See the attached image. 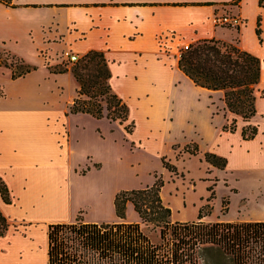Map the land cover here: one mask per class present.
I'll return each instance as SVG.
<instances>
[{
	"label": "crops",
	"instance_id": "obj_1",
	"mask_svg": "<svg viewBox=\"0 0 264 264\" xmlns=\"http://www.w3.org/2000/svg\"><path fill=\"white\" fill-rule=\"evenodd\" d=\"M232 1L10 0V5L0 1V47L38 66L19 79L43 71L44 79L53 77L57 88H63L64 80L60 78H70L73 73H53L49 67L69 61L72 53L81 57L90 50H99L108 63L112 90L130 109L123 124L83 112L65 115L68 106L53 122L46 117L43 123L35 109L9 104V96L0 95V176L12 195L10 204L0 196V210L10 224L6 234L0 236V264H34L40 253H44V264H48V224L74 222L80 213L86 223H139L150 237L139 214L129 213L135 211L132 202H127L124 218L116 214L115 197L123 190L119 179L127 172L130 153L142 154L147 163L179 156L187 145L197 146L196 155L185 151L182 158L199 157L206 169L205 179H219L216 172L220 171L231 176L226 177L228 180L246 179L252 184V192L264 194V162L252 161L248 149L251 142L263 139L260 122L264 121V105L260 103L264 102V54L259 56L263 61L257 113L249 122L258 124L259 132L252 140L242 138V128L248 122L239 116L235 132L223 131L228 119L235 117L225 109L224 91L196 85L178 66L180 50L205 38L234 42L257 55L246 44L249 26L256 45L264 47V8L255 0L256 9L251 13L247 0ZM206 2L210 4H201ZM226 13L242 17L239 31L216 23V17ZM259 14L262 44L255 33ZM10 75L11 70L0 61L1 86L14 81ZM73 99L71 96L67 104ZM72 119L75 122L68 126ZM87 119L97 122L89 129L83 124ZM104 120L108 125L102 128ZM131 121L135 127L128 133L125 125ZM125 139L130 146L126 156L119 150L121 143L126 144ZM87 142L96 143L98 153L88 150L82 160L77 159V149ZM170 147L171 153H166ZM258 151L264 157V140H260ZM206 152L225 157L226 167L220 169L208 163ZM236 186V191L244 195V190ZM130 189L134 188H125ZM260 214L258 218L247 213L213 220L205 212L200 220L264 221V211Z\"/></svg>",
	"mask_w": 264,
	"mask_h": 264
},
{
	"label": "trees",
	"instance_id": "obj_2",
	"mask_svg": "<svg viewBox=\"0 0 264 264\" xmlns=\"http://www.w3.org/2000/svg\"><path fill=\"white\" fill-rule=\"evenodd\" d=\"M10 5V0H0ZM241 0H233L239 3ZM201 4H210L209 2ZM264 8V0H258ZM228 27V26H227ZM239 31L240 27H235ZM255 33L263 43L262 16L256 20ZM5 55V56H4ZM1 65L11 69V78L17 79L37 69L11 51L0 47ZM262 58L240 48L234 42L205 38L190 43L180 50L179 68L196 85L211 90H223L225 109L235 115L223 126V131L235 132L237 116L248 122L241 134L244 140H252L259 132L258 124L249 123L256 115L258 84L262 75ZM53 73L71 71L79 84L76 97L68 105L65 115L79 112L96 118L106 116L121 124L129 118V106L113 90L105 55L90 50L71 66L49 67ZM264 92H262V95ZM0 95L4 94L0 91ZM106 110V114L104 113ZM135 127L131 121L125 125L128 133ZM197 146L185 147L196 155ZM204 159L215 167L224 169L225 157L206 152ZM163 165L175 167L163 158ZM214 183L209 186L213 196ZM163 180L156 175L153 184L143 188L121 190L115 197L116 214L124 218L127 202H132L142 222H151L159 228L161 244H155L141 230L139 223H86L78 215L76 221L48 224V264H197V248L211 244L219 246L231 255L234 264H264V221L242 222H172L171 209L161 197ZM0 196L12 203L11 190L0 176ZM8 218L0 210V236L9 228Z\"/></svg>",
	"mask_w": 264,
	"mask_h": 264
},
{
	"label": "rangeland",
	"instance_id": "obj_3",
	"mask_svg": "<svg viewBox=\"0 0 264 264\" xmlns=\"http://www.w3.org/2000/svg\"><path fill=\"white\" fill-rule=\"evenodd\" d=\"M247 2L249 11L253 13L256 9L255 0H247ZM245 33L246 44L254 51H256L257 55L261 57V55L264 54V47L259 48L256 45L250 26L247 28ZM238 37L239 36H237V39ZM25 61L26 63L35 65L28 62L27 60ZM65 64H68L69 66L72 65V63H70L69 61H65V63L60 64L59 67H63L65 66ZM60 79L64 80L63 88H57L55 78L51 77V79H44L43 71H36L33 74L25 77L24 79L17 78L13 79L14 81H9V83L5 84L4 86L0 85V91H2L3 94L9 96V104H13L15 106H26L38 111L36 117L38 118V120L44 123V119L46 120V117H48L50 121L55 120L56 116L61 113V110L67 108V102L70 97H76L78 83L75 77L72 75V77L68 78V75H65ZM263 105L264 102L262 101L260 103V106L262 107ZM92 121L95 120L87 119L83 122V124L88 126V128L90 129L92 124L97 122ZM73 122H75L73 119L70 120L68 126H72ZM79 122L82 123L81 121H78V123ZM107 122V120H104L101 123V127L105 128L106 125H108ZM242 124L243 122L240 121V125ZM260 124L262 133L261 137L263 138L260 140H264V121H261ZM114 135L119 140L121 139L119 132H116ZM260 140L251 142L248 149H250L252 153V161L263 163L264 157L262 155L260 157V153L258 151ZM126 141L127 140L125 139V142ZM127 147H130L128 145V142H126V144H120L119 150L124 156L129 153L128 151L130 148L128 149ZM171 148L172 147H170V149L166 153L170 154ZM88 150L97 152V150H99V147L98 145H96V143H84L82 144V146H80L79 149H77L76 158L82 160V157H84V154ZM184 152L185 148L183 147L177 154L179 155L180 153H182L181 155L176 157H171L170 155L167 156V161L175 167L174 169L165 167L162 163L161 158L157 161L152 160L151 162L145 163V159L142 154L135 153L134 156L133 153H130L127 156V172L119 179L120 186H123V190H125V188L138 189L147 186L150 181L154 180L156 175L161 177L163 180V187L161 189L162 201L165 205L167 204L166 206L171 205L168 206L171 209L170 219H172L174 222L196 221L199 218L201 210H203L204 214L205 212L206 214H209L213 220H216L218 218H237L240 215L247 213L252 214L251 216L256 218L261 216L260 212L264 211L263 209H261L262 203L264 201V194H262L261 192H252L251 183L247 182L246 179L237 181V177H234L235 180H228L226 179V177L231 179V176L225 175V173L220 171L216 172L219 179L210 182L205 179L206 175L204 176L206 172L204 162L197 156H188L186 158H182L183 154H186ZM136 159L141 160V163L138 164ZM146 168H151V171L154 170V172H148ZM137 172H139V174ZM133 174L137 175V179L133 178ZM215 176L216 175H213L212 177L214 178ZM263 179L264 178L262 177V180ZM213 183L214 196L212 199H209L211 193L208 187L212 186ZM236 185H239L242 190H244V195L236 191V189L238 188ZM243 198L245 199L243 200ZM224 200H227V202L225 201L224 203ZM129 213H131V215H134L137 212H132V210H129ZM79 215L83 216L84 214L80 213ZM143 223L145 224L144 229L146 233L150 236L149 238H151V240L155 244H161L162 240L160 238L159 228L154 227V224L151 222ZM197 255V264H234L231 255L225 253L217 245L207 244L198 247ZM34 264H44V253L36 255ZM184 264L192 263L187 262Z\"/></svg>",
	"mask_w": 264,
	"mask_h": 264
},
{
	"label": "built area",
	"instance_id": "obj_4",
	"mask_svg": "<svg viewBox=\"0 0 264 264\" xmlns=\"http://www.w3.org/2000/svg\"><path fill=\"white\" fill-rule=\"evenodd\" d=\"M216 23L218 25L222 26H228V27H240L243 24V19L238 14H230L226 13L222 16L216 17ZM189 44L185 45L184 47H188ZM81 57L72 53L69 55V62L73 63L80 59Z\"/></svg>",
	"mask_w": 264,
	"mask_h": 264
}]
</instances>
